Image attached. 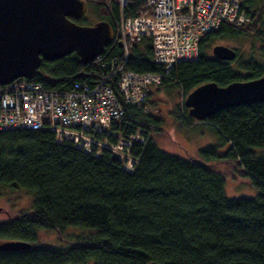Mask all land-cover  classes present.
<instances>
[{"label":"trees","instance_id":"trees-1","mask_svg":"<svg viewBox=\"0 0 264 264\" xmlns=\"http://www.w3.org/2000/svg\"><path fill=\"white\" fill-rule=\"evenodd\" d=\"M85 1L117 37L120 11L115 1ZM244 3L256 10L252 21L241 27L223 24L203 36L199 57L177 63L149 92L145 102L149 109L156 106L149 99L154 89L177 88L181 104L173 113L180 126L195 127L201 124H195L183 101L193 89L209 82L225 87L264 75V60L253 54L245 61L236 50L238 56L230 62L212 55L218 39L264 40V2ZM124 14L147 15V9L139 0H130ZM140 40L129 50L126 69L162 73V66L153 61L150 37ZM123 57L115 40L90 63L82 64L72 53L44 61L42 75L17 81L37 82L48 91H68L77 82L101 80L109 72L103 64L122 62ZM122 115L110 125L121 136L110 140L143 138V142L133 141L128 152L137 160L133 172L125 171L110 151L103 149L100 157L86 154L69 140L58 143L55 132L46 128L0 131V191L15 187L34 195L30 211L0 224L1 242L20 240L32 246L0 251V264H264V154L255 151L264 148V101L208 117L205 122L221 142H228L230 150L220 155L218 146H209L185 159L155 145L153 134L163 129L161 117L131 104L125 105ZM221 163L236 165L238 172L231 173L249 180L258 195L228 199L224 195L227 177L217 169ZM69 227L96 232L67 248L33 246L39 230L61 234Z\"/></svg>","mask_w":264,"mask_h":264},{"label":"built area","instance_id":"built-area-1","mask_svg":"<svg viewBox=\"0 0 264 264\" xmlns=\"http://www.w3.org/2000/svg\"><path fill=\"white\" fill-rule=\"evenodd\" d=\"M112 1L120 11L116 41L124 51L123 61L103 64L109 69L105 77L93 84L77 82L68 91H48L40 83L17 80L0 86V131L46 128L55 132L58 143L69 140L76 148L100 156L110 148L103 143L106 136L120 137L110 125L123 116L125 105L145 112L149 92L171 69L199 57L203 36L223 24L241 27L256 14L245 0H139L147 15L125 16L130 0ZM143 36L150 37L153 61L162 66V73L126 69L129 50ZM118 143L111 152L124 163L128 158L124 146L131 147V139ZM133 163L126 162L129 168Z\"/></svg>","mask_w":264,"mask_h":264},{"label":"water","instance_id":"water-1","mask_svg":"<svg viewBox=\"0 0 264 264\" xmlns=\"http://www.w3.org/2000/svg\"><path fill=\"white\" fill-rule=\"evenodd\" d=\"M85 10L84 0H0V86L42 75L44 61L74 53L87 64L100 57L116 36L107 21L80 25L70 19L84 18ZM236 53L221 44L212 48L213 58L220 61H233ZM183 101L192 118L205 122L220 110L264 101V75L225 87L209 82L193 89ZM31 246L7 240L0 242V251L27 250Z\"/></svg>","mask_w":264,"mask_h":264},{"label":"rangeland","instance_id":"rangeland-1","mask_svg":"<svg viewBox=\"0 0 264 264\" xmlns=\"http://www.w3.org/2000/svg\"><path fill=\"white\" fill-rule=\"evenodd\" d=\"M264 2V0H262ZM99 20L92 9L86 14V23L89 25ZM264 31V28H262ZM264 39V36H263ZM221 44L234 50L242 52L245 61L249 59V54H253L256 59L264 60V40L253 41L247 38L239 39H218L215 45ZM236 66V61L233 62ZM178 89H162L153 92L151 103L156 104L155 108L149 109L146 105L147 112L155 114L163 119L162 130L153 134L155 145L166 153L180 157L188 158L190 154L197 153L209 146H218L220 155L226 154L230 150L228 142H221L219 134L209 124H201L195 127L180 126L174 115V110L180 103L181 98H177ZM148 99V101H149ZM181 104V103H180ZM182 109L180 114H182ZM135 136V135H134ZM258 154H264V148L255 150ZM129 168V164H123V169ZM133 168V165L132 167ZM217 169L227 177L224 190L228 199H253L258 195V189L251 185L250 181L244 177H235L231 172H238L236 165L228 166L226 163L218 164ZM231 169V170H230ZM240 171V170H239ZM34 195L32 192L22 188L8 187L0 191V224L10 221V218L20 212L30 211L33 207ZM96 232L94 229H83L78 227H69L63 233L57 231L41 229L37 232V240L33 243L34 247H48L62 249L70 246L71 243L77 242L81 237L88 238ZM1 242V240H0Z\"/></svg>","mask_w":264,"mask_h":264},{"label":"bare ground","instance_id":"bare-ground-1","mask_svg":"<svg viewBox=\"0 0 264 264\" xmlns=\"http://www.w3.org/2000/svg\"><path fill=\"white\" fill-rule=\"evenodd\" d=\"M236 51V50H235ZM237 54V53H236ZM236 56H238V54L236 55ZM145 106H146V104H145ZM147 108V107H146ZM188 110V109H187ZM190 116V115H189ZM191 117V116H190ZM194 119V118H193ZM194 121H195V124H197V120L196 119H194ZM199 124H207L206 122H199ZM120 135V134H119ZM121 136V135H120ZM110 138L111 137H109V136H106L104 139H103V143H105V144H107V146H109L110 148H108V151H112L113 149H114V147L115 146H117V145H119V143H118V141L117 142H112L111 140H110ZM116 138H119V137H116ZM127 139H131V144L133 143V141H137V140H139L140 142H143V138L142 139H139V136H130V137H128V138H125L124 140H123V142L124 141H126ZM56 141H57V139H55ZM119 142H120V140H119ZM125 148H127V151H125V148H124V152L126 153H128L129 152V149L132 147V145H131V147H126V146H124ZM80 149V148H79ZM84 153H86V154H89V153H87V152H85L83 149H81ZM107 150V149H106ZM112 153V152H111ZM113 154V153H112ZM101 156V155H100ZM100 156H96V157H100ZM113 156H114V158H116L117 156H115L114 154H113ZM129 158V159H128ZM128 158H126L125 159V162L124 163H126L127 161H129V160H134V163H133V168H125L124 170L125 171H127V172H133V170H134V166L136 165V163H137V160H135V159H133L130 155H129V153H128ZM117 160H118V158H117ZM119 161V160H118ZM120 162V164H121V167L123 168V162L122 161H119ZM32 245V244H31Z\"/></svg>","mask_w":264,"mask_h":264},{"label":"flooded vegetation","instance_id":"flooded-vegetation-1","mask_svg":"<svg viewBox=\"0 0 264 264\" xmlns=\"http://www.w3.org/2000/svg\"><path fill=\"white\" fill-rule=\"evenodd\" d=\"M84 1H85V0H84ZM85 2H86V1H85ZM86 3H87V2H86ZM89 9H90V7H89L88 4H87V10H85V11H86V14H87V12H88ZM86 14H85L84 18H80V19L70 18V19L73 20V22H76L77 24L84 25L83 23H84V20L86 19Z\"/></svg>","mask_w":264,"mask_h":264}]
</instances>
